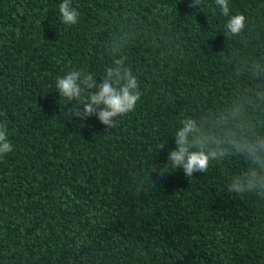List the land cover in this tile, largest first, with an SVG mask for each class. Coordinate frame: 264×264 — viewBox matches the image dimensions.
I'll list each match as a JSON object with an SVG mask.
<instances>
[{
  "label": "trees",
  "instance_id": "1",
  "mask_svg": "<svg viewBox=\"0 0 264 264\" xmlns=\"http://www.w3.org/2000/svg\"><path fill=\"white\" fill-rule=\"evenodd\" d=\"M61 2L0 0V123L14 146L0 155V264H264V200L227 191L243 156L192 177L156 171L187 116L242 104L264 132V0H228L246 16L238 36L215 0H72L75 25ZM120 26L135 32L124 55L140 100L115 127L71 119L79 101L56 80L100 81Z\"/></svg>",
  "mask_w": 264,
  "mask_h": 264
},
{
  "label": "clouds",
  "instance_id": "2",
  "mask_svg": "<svg viewBox=\"0 0 264 264\" xmlns=\"http://www.w3.org/2000/svg\"><path fill=\"white\" fill-rule=\"evenodd\" d=\"M202 0H190V6L199 7ZM224 16L229 17L226 32L238 36L246 26V16L236 13L230 16L228 0H215ZM62 22L67 25L78 23L80 12L72 0L59 4ZM135 32L120 26L105 48L112 57V64L97 81L95 74L83 70H71L56 80L59 96L66 102L79 101L70 113L81 121L95 114L107 128L116 126V118L133 111L141 98L140 82L126 65L125 48L134 39ZM256 99L264 102V92L256 93ZM83 105L81 110L78 106ZM258 107V106H257ZM175 132L174 149L169 150L167 160L156 171L160 175L169 168H182L192 177L196 172H206L213 161H223L230 155H241L246 161L245 170L231 175L228 193L253 194L264 200V132L257 130L248 120V112L242 104L233 103L223 111L187 116L180 121ZM8 139V128L0 123V155L13 150ZM164 144L160 145L163 148Z\"/></svg>",
  "mask_w": 264,
  "mask_h": 264
}]
</instances>
